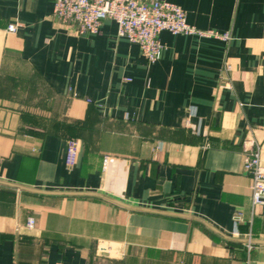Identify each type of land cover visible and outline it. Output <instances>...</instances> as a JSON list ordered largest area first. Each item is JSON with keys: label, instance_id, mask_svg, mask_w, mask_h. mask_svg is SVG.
Here are the masks:
<instances>
[{"label": "crops", "instance_id": "1", "mask_svg": "<svg viewBox=\"0 0 264 264\" xmlns=\"http://www.w3.org/2000/svg\"><path fill=\"white\" fill-rule=\"evenodd\" d=\"M168 1L231 38L164 30L151 63L112 19L78 35L53 0H0V180L173 212L0 184V264H264V0Z\"/></svg>", "mask_w": 264, "mask_h": 264}, {"label": "built area", "instance_id": "2", "mask_svg": "<svg viewBox=\"0 0 264 264\" xmlns=\"http://www.w3.org/2000/svg\"><path fill=\"white\" fill-rule=\"evenodd\" d=\"M53 2L54 17L63 24L73 26L74 32L78 35L97 34L105 20L116 21L118 36L137 44L151 63L159 58L164 49L160 39V33L164 30L173 34L215 37L223 40L231 38L230 32L220 33L193 26L187 20L185 9L168 0H53ZM16 30V24H9V32ZM225 69L231 70L232 64L225 62ZM79 146L78 139H68L66 150L68 165L76 163ZM116 159L113 154H105L102 160L103 170H107ZM245 170L252 177L253 203H264V164L259 146L246 159ZM33 223L34 220L31 219L29 225L32 226ZM106 249L104 245H99V251L103 252Z\"/></svg>", "mask_w": 264, "mask_h": 264}, {"label": "water", "instance_id": "3", "mask_svg": "<svg viewBox=\"0 0 264 264\" xmlns=\"http://www.w3.org/2000/svg\"><path fill=\"white\" fill-rule=\"evenodd\" d=\"M0 184L1 185H6V186H11V187H14V188H18V189H21V190H29V191H33V192H38V193H45V194H61V195H71V194H82V195H94V196H100V197H103V198H106L108 200H111L119 205H122L124 207H127V208H131V209H138V210H148V211H154V212H164V213H173V212H168V211H163V210H155V209H150V208H144V207H138V206H134V205H130V204H127V203H124L116 198H113L107 194H104V193H100V192H71V191H48V190H40V189H35V188H30V187H26V186H22V185H19V184H16V183H12V182H7V181H3V180H0ZM177 214V213H175ZM193 217V216H192ZM194 218V217H193ZM211 228H213L211 226ZM214 229V228H213ZM228 239H232L228 236H226ZM251 241H254V242H264V240H257V239H253Z\"/></svg>", "mask_w": 264, "mask_h": 264}, {"label": "rangeland", "instance_id": "4", "mask_svg": "<svg viewBox=\"0 0 264 264\" xmlns=\"http://www.w3.org/2000/svg\"><path fill=\"white\" fill-rule=\"evenodd\" d=\"M77 127H79V125H78V126H76L75 128L72 126L71 128H72V129H74V131H75V130L77 129Z\"/></svg>", "mask_w": 264, "mask_h": 264}]
</instances>
